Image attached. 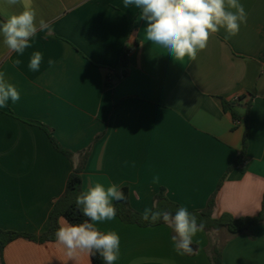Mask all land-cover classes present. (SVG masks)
Wrapping results in <instances>:
<instances>
[{"label":"crops","instance_id":"obj_1","mask_svg":"<svg viewBox=\"0 0 264 264\" xmlns=\"http://www.w3.org/2000/svg\"><path fill=\"white\" fill-rule=\"evenodd\" d=\"M247 22L237 35L224 29L210 36L195 61L178 62L145 39L140 10L123 0H22L0 16L35 9L50 34L38 31L23 55L0 41V72L20 93L0 108V228L40 235L54 203L65 192L71 161L52 145L43 126L62 147L80 153L91 147L82 174L83 191L96 182L127 187L130 205L141 213L154 196H166L189 211L202 210L217 192L215 217L257 216L264 198V0H240ZM128 50L129 63L120 66ZM35 51L38 71L28 68ZM20 59L18 67L13 61ZM55 63L49 66L48 60ZM126 70V74L123 71ZM253 95L245 162L222 181L242 148L246 125L224 110L221 98ZM244 102L237 105L245 114ZM159 177L154 183L153 178ZM221 182V184H220ZM220 185V187H219ZM114 202V201H113ZM64 219L60 220L61 221ZM115 231V264H213L214 240L193 237L191 254L173 248L165 224L141 227L116 217L97 224ZM224 229V228H223ZM223 239L222 264H264V223ZM4 264H93L87 252L73 256L57 241L26 238L10 242Z\"/></svg>","mask_w":264,"mask_h":264},{"label":"clouds","instance_id":"obj_2","mask_svg":"<svg viewBox=\"0 0 264 264\" xmlns=\"http://www.w3.org/2000/svg\"><path fill=\"white\" fill-rule=\"evenodd\" d=\"M4 3L15 6L22 4V0H4ZM123 5L140 10L138 19L146 22L145 39L166 50L178 62L195 61L207 47L211 35L224 29L226 38L233 37L247 22V13L240 0H123ZM38 31L50 34L52 28L44 19L37 20L34 8H25L0 21V41L9 51L19 55L32 47L31 41ZM42 60L40 51L33 52L28 68L38 71ZM21 62L14 60L13 67H18ZM54 63V60H48L49 66ZM19 100L17 88L5 79L4 72H0V108L7 107L9 101L16 103ZM153 182L158 183L159 177H154ZM125 199L121 187L114 183L105 186L96 182L89 186L76 197L77 208L88 219L81 223L62 220L55 232L57 243L69 256L77 252L99 254L105 264H115L120 253V237L115 231H101L97 224L114 220L113 201ZM156 208V202L151 208L146 207L142 220L150 224L162 221L174 233L172 242L177 254H191L193 237L205 230L204 222L198 223L197 217L184 206L177 208L174 214L154 211Z\"/></svg>","mask_w":264,"mask_h":264},{"label":"trees","instance_id":"obj_3","mask_svg":"<svg viewBox=\"0 0 264 264\" xmlns=\"http://www.w3.org/2000/svg\"><path fill=\"white\" fill-rule=\"evenodd\" d=\"M4 19L0 16V21ZM129 63L128 50H124L120 55V66H127ZM126 74V70L123 71ZM244 102L245 114L242 115L237 109L239 103ZM221 102L224 110L230 111L232 117L235 121L243 120L246 129L243 135L242 148L236 158L229 165L222 181L225 177L237 166L242 165L245 162V158L248 150V123H249V112L253 105V95L247 97H240L236 101H228L221 98ZM44 130L47 132L49 139L56 150L63 153L72 163V171L68 177L66 188L64 194L56 200L54 203L52 212L50 214V224L46 232L40 235H35L25 232H17L12 230H4L0 228V264H4L3 252L5 247L12 241L18 238H26L34 242L44 243L53 242L56 240L55 232L60 225V220L64 219L70 223H81L88 219L82 214V210L78 209L76 206V197L83 191L82 189V174L86 167L87 161L89 159L91 147L83 151L78 156V161H74V153L65 149L57 141L53 134V130L49 127L43 126ZM221 184V182H220ZM220 187V185H219ZM126 199L123 201H114V207L116 208V217L128 224H136L141 227H150L164 224L162 221L156 224H150L149 222L142 220V214L137 212L130 205V195L129 189L127 187L122 188ZM216 195L215 192L208 200L207 206L202 210L190 211L197 217V222H204L205 231L211 232L217 229H226L231 236H236L244 233H249L251 227L264 223V198L262 204V211L257 216H244L240 218H235L230 214L223 213L219 217L214 216L216 208ZM153 202H156L157 208L155 210L168 211L175 213L176 209L180 207L175 202H172L165 194V190L161 189L154 196ZM93 264H105L103 258L99 255H91ZM211 260L213 264H222L221 248L217 245L213 246L211 249Z\"/></svg>","mask_w":264,"mask_h":264},{"label":"rangeland","instance_id":"obj_4","mask_svg":"<svg viewBox=\"0 0 264 264\" xmlns=\"http://www.w3.org/2000/svg\"><path fill=\"white\" fill-rule=\"evenodd\" d=\"M221 230H224V232H227L226 229H223V228H222ZM215 235H218V232L216 233L215 230H212V231L210 232V239L212 238L211 240H214V241L216 242V239H213V237H214ZM217 239L219 240L220 243H219V244H217V243L215 244V242H214V246H215V245H217V246H218V245H222V243H223V239L220 238V237H218Z\"/></svg>","mask_w":264,"mask_h":264}]
</instances>
